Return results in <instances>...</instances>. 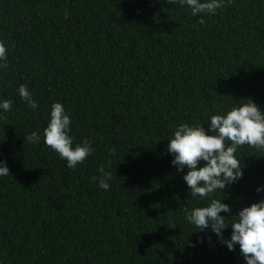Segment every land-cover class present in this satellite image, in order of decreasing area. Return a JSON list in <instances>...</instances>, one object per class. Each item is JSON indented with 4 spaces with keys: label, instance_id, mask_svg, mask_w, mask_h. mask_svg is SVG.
Masks as SVG:
<instances>
[{
    "label": "trees",
    "instance_id": "obj_1",
    "mask_svg": "<svg viewBox=\"0 0 264 264\" xmlns=\"http://www.w3.org/2000/svg\"><path fill=\"white\" fill-rule=\"evenodd\" d=\"M199 19L167 0H0V98L12 101L0 118V264H245L239 245L187 221L210 199H192L166 149L180 123L207 127L241 99L264 109V0ZM55 102L73 146L95 149L75 169L43 143ZM236 158L243 178L211 197L231 206L224 216L264 199V150ZM102 166L108 190L92 181Z\"/></svg>",
    "mask_w": 264,
    "mask_h": 264
},
{
    "label": "clouds",
    "instance_id": "obj_2",
    "mask_svg": "<svg viewBox=\"0 0 264 264\" xmlns=\"http://www.w3.org/2000/svg\"><path fill=\"white\" fill-rule=\"evenodd\" d=\"M168 4H179L190 10L192 17L217 14L231 0H167ZM7 49L0 43V69L7 68ZM17 92L31 110L39 107L38 102L26 85L21 84ZM12 107V101L0 98V118ZM72 119L62 103L51 105L47 126L43 130V143L66 160L69 169H75L83 163L95 149L85 139L73 146L70 135ZM28 141L34 144L41 142V135L32 132ZM167 153L173 156L172 165L179 172L186 174L183 180L189 188L192 199L209 200L206 206L193 207L187 215V221L201 232L211 229L217 242L226 246L229 251H236L239 245L240 255L245 264H264V199L243 207L238 214L231 213L232 208L225 200L211 198L217 191L225 192L232 184L243 178V169L236 158L237 150L248 145L264 150V109L251 98L241 99L221 114L211 115L207 127L199 123H180L172 137L167 140ZM115 146L109 149V155H115ZM203 162V166L201 165ZM110 163V162H109ZM99 175L92 177L93 183L104 190L110 188L111 172L105 167L99 168ZM7 161L0 159V176L8 175ZM257 194L264 193V185L256 188ZM231 228L230 236H225L226 229ZM203 243V237L199 238ZM193 247L195 244L192 245Z\"/></svg>",
    "mask_w": 264,
    "mask_h": 264
}]
</instances>
